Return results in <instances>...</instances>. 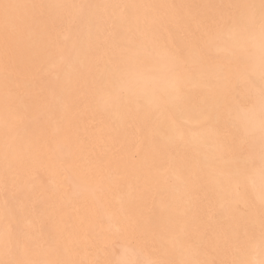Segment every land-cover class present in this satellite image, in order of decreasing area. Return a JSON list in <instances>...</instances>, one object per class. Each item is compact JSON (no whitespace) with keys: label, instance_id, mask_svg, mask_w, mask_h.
Returning <instances> with one entry per match:
<instances>
[{"label":"snow or ice","instance_id":"obj_1","mask_svg":"<svg viewBox=\"0 0 264 264\" xmlns=\"http://www.w3.org/2000/svg\"><path fill=\"white\" fill-rule=\"evenodd\" d=\"M0 264H264V0H0Z\"/></svg>","mask_w":264,"mask_h":264}]
</instances>
